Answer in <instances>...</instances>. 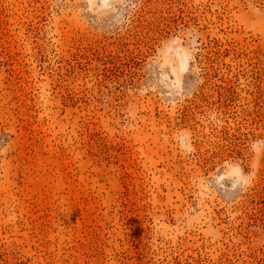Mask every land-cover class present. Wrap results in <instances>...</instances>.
I'll list each match as a JSON object with an SVG mask.
<instances>
[{
    "label": "rangeland",
    "instance_id": "obj_1",
    "mask_svg": "<svg viewBox=\"0 0 264 264\" xmlns=\"http://www.w3.org/2000/svg\"><path fill=\"white\" fill-rule=\"evenodd\" d=\"M0 264H264V0H0Z\"/></svg>",
    "mask_w": 264,
    "mask_h": 264
}]
</instances>
